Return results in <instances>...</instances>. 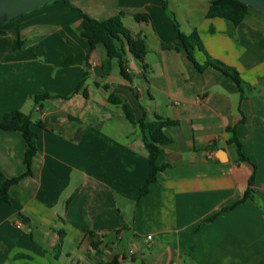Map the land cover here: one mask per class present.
Listing matches in <instances>:
<instances>
[{"label":"crops","instance_id":"obj_1","mask_svg":"<svg viewBox=\"0 0 264 264\" xmlns=\"http://www.w3.org/2000/svg\"><path fill=\"white\" fill-rule=\"evenodd\" d=\"M210 1L54 0L0 24V119L22 111L37 133L31 173L0 205V264H264V17L249 10L229 34L224 19L205 16ZM69 5L98 20L123 12L131 35L145 38V68L126 50L130 80L116 60L102 75L105 48L89 52ZM171 15L254 86L242 114L229 77L197 71L184 50L166 47H181ZM194 57L203 63L205 53ZM43 92L54 96L34 103ZM111 92L130 103L134 123L108 102ZM154 115L176 124L163 128L168 166L140 196L149 169L140 124ZM233 125L248 160L227 142ZM24 152L22 133L0 128V184L26 170Z\"/></svg>","mask_w":264,"mask_h":264},{"label":"trees","instance_id":"obj_2","mask_svg":"<svg viewBox=\"0 0 264 264\" xmlns=\"http://www.w3.org/2000/svg\"><path fill=\"white\" fill-rule=\"evenodd\" d=\"M161 2L162 5L166 7L167 0H161ZM69 6L71 9L78 10L79 12L80 23L78 25V29L80 32V36L89 45V52L93 50L97 44H102L105 48V57L101 62L102 75H106L111 72L112 62L113 60H116L120 74L125 79L130 80L129 75L126 72V50H128L134 56V58L141 64L143 68H145V65L143 64L144 57L147 53L145 38L141 33H138L136 36L131 35L129 29L123 24L121 20V17L124 14L123 12H120L105 20H98L82 12L81 10L77 9L72 5ZM250 9H252V7L246 5L245 3L239 0H211L208 5L205 16L207 18L220 17L224 19L228 24V33L232 34L234 28L244 19ZM133 16L137 21H147L149 19L148 16L140 13H134ZM171 16V21L173 23L174 29L176 31V36L181 44V47L171 43H167L166 47L168 49L184 50L187 58L192 62L194 68L197 71L202 72L206 68L212 67L223 73L225 76L229 77L237 85L239 92L238 109L239 112H241V102L247 97V93L254 89V86L244 81L234 67L229 66L226 63L216 58H213L209 54H207L201 44L197 31L193 29L190 33H184L180 29L177 19L173 15ZM210 30L212 31L213 28L211 27ZM1 33L2 32L0 31V34ZM22 45L23 41L19 37L13 40V48H21ZM195 48H198L205 53V60L203 63H199L195 59ZM30 50H33V47H30ZM71 61L72 57L69 56L65 60L60 62L58 65L65 66L70 64ZM82 82L83 80H81L77 85V90L82 86ZM53 96L54 94H51L49 92H43L41 94L34 95L33 100L34 103H38L46 98H50ZM108 102L119 106L125 118L129 122L134 123V112L132 106L126 98L119 94L111 92L108 96ZM243 121L244 116L242 115V118L239 120V122ZM37 124L41 125L40 121H37ZM174 124H176L174 120L163 118L159 115H154V118L152 120H146L145 116H143L142 118L140 127L145 135L144 146L147 150L149 169L145 182L140 189V196L145 195L149 191V186L151 185V183L157 181V173L159 171L164 170L168 166L164 159L165 154L163 150V146L166 144L168 138L166 137L163 128L165 126ZM31 125V116L19 110L8 111L4 113V115L0 119L1 129L18 130L22 133V136L25 140V152L23 162L26 169L22 174L11 178H5L1 182L0 205L4 202H9V187L17 183L18 180L23 176L29 175L31 173V161L33 156L37 152V133L35 130L32 129ZM235 127L236 125L228 126L226 128L227 131L232 133V136L228 139L227 142L234 144L238 160H248V158L241 151V143L236 136ZM253 178L254 173H252L248 179V186L246 189L247 194L253 192ZM18 217L23 222H26V219L22 215L19 214ZM88 234L92 238L90 244L91 248L94 249L96 253H98V243L94 239L93 232L89 230ZM59 247L60 243H57L55 249L58 251ZM104 264L120 263L117 261V259H113Z\"/></svg>","mask_w":264,"mask_h":264},{"label":"water","instance_id":"obj_3","mask_svg":"<svg viewBox=\"0 0 264 264\" xmlns=\"http://www.w3.org/2000/svg\"><path fill=\"white\" fill-rule=\"evenodd\" d=\"M54 0H0V24ZM264 15V0H239Z\"/></svg>","mask_w":264,"mask_h":264},{"label":"rangeland","instance_id":"obj_4","mask_svg":"<svg viewBox=\"0 0 264 264\" xmlns=\"http://www.w3.org/2000/svg\"><path fill=\"white\" fill-rule=\"evenodd\" d=\"M250 11H252V12H255V13H258L259 15H262L263 17H264V15L263 14H261V13H259V12H257V11H255L253 8L252 9H250ZM169 14H173V12L169 9Z\"/></svg>","mask_w":264,"mask_h":264},{"label":"built area","instance_id":"obj_5","mask_svg":"<svg viewBox=\"0 0 264 264\" xmlns=\"http://www.w3.org/2000/svg\"><path fill=\"white\" fill-rule=\"evenodd\" d=\"M18 224H20V223H18Z\"/></svg>","mask_w":264,"mask_h":264}]
</instances>
